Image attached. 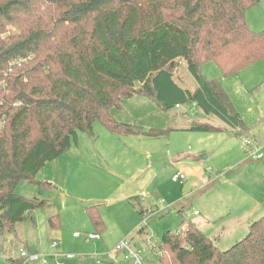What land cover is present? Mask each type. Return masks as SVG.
<instances>
[{
  "label": "trees",
  "instance_id": "1",
  "mask_svg": "<svg viewBox=\"0 0 264 264\" xmlns=\"http://www.w3.org/2000/svg\"><path fill=\"white\" fill-rule=\"evenodd\" d=\"M259 3L0 0L1 233L20 239L18 226L34 219L36 209L54 204L20 195L17 188L27 181L40 191L51 189L37 175L77 145L80 132L93 133L98 122L117 137L215 129L207 123L146 129L117 120L113 110L136 94L154 99L166 112L191 102L243 128L220 79H207L202 66L215 62L227 77L264 59V30L250 29L246 18ZM182 60L198 84L193 90L174 78ZM99 206L86 210L101 234L105 222ZM48 224L58 230L59 214L49 216ZM161 240L160 264H264V214L225 250L186 219L178 231L165 230Z\"/></svg>",
  "mask_w": 264,
  "mask_h": 264
},
{
  "label": "rangeland",
  "instance_id": "2",
  "mask_svg": "<svg viewBox=\"0 0 264 264\" xmlns=\"http://www.w3.org/2000/svg\"><path fill=\"white\" fill-rule=\"evenodd\" d=\"M246 18L250 29L264 30V0L249 8ZM180 62L175 80L184 88L195 89L196 80L186 62ZM202 73L207 79H220L243 128H234L191 102L166 112L150 97L136 94L127 98L122 108L113 110L119 121L135 122L146 129L205 123L215 129H178L161 138L117 137L96 123L93 133L80 132L79 143L37 175V180L51 183V189L40 191L36 183L27 181L18 186V194L54 204L36 209L34 219L29 217L18 226L20 239L0 231V249L7 256H18L27 244L42 253L58 241L63 249L55 250L74 255L60 262L96 264L98 258L110 259L115 246L125 241L141 254L142 264H160L163 232L178 231L184 219L196 224L209 219V226L202 230L210 238L219 235L222 240L217 245L222 250L244 238L249 223L264 214V207L248 213L253 206L264 204V162L248 159L242 146L245 135L264 142V59L227 77L211 61L203 64ZM180 173L185 179L174 181ZM94 198L106 202L99 206L105 227L100 238L88 241L90 233L98 232L86 210L94 203L89 199ZM57 212L60 228L53 230L48 217ZM229 221L232 224L223 228ZM141 228L145 230L139 232ZM74 232L81 238H75ZM120 258L115 264H138L133 257L129 258L135 263ZM0 264L11 263L0 258Z\"/></svg>",
  "mask_w": 264,
  "mask_h": 264
},
{
  "label": "built area",
  "instance_id": "3",
  "mask_svg": "<svg viewBox=\"0 0 264 264\" xmlns=\"http://www.w3.org/2000/svg\"><path fill=\"white\" fill-rule=\"evenodd\" d=\"M179 107L181 106L177 105V108ZM242 146L244 148V151L248 159H254L257 161L264 160V142H260L255 136H251V135L243 136ZM179 179L184 180L185 175L180 173L177 176L173 177L174 181H178ZM194 213L197 214L198 211H195ZM74 236L78 237L80 236V233L75 232ZM100 237L101 234L99 233H90L89 236L87 237V240L97 239ZM58 244H59L58 241H53L51 247L55 249L57 248ZM122 250L128 251L127 257H133L138 264H142L143 258L141 254L132 250L129 247L128 243L125 241H121L115 246L113 250V254L109 260L104 262L102 258H98L96 264H115L116 262H118L116 254ZM66 256L68 258H74V255L72 254L66 255L57 250L56 252H49L48 254H46V253H36L33 250H29L26 247H22L19 250V255L17 256V258L11 261V263L12 264H50L51 259H55L56 261L55 264H65L63 262H60V259ZM0 257L4 259L6 258V254L2 249H0Z\"/></svg>",
  "mask_w": 264,
  "mask_h": 264
},
{
  "label": "crops",
  "instance_id": "4",
  "mask_svg": "<svg viewBox=\"0 0 264 264\" xmlns=\"http://www.w3.org/2000/svg\"><path fill=\"white\" fill-rule=\"evenodd\" d=\"M198 86V85H197ZM197 88V87H196ZM183 107V105L181 106V107H179L178 109H181ZM182 114H185V113H182ZM176 116V115H175ZM63 156V155H62ZM62 156H60V157H62ZM59 157V158H60ZM58 158V159H59ZM58 159H56V160H58ZM55 160V161H56ZM54 161H52V162H50V163H48L43 169H46L47 168V166H49V164H51V163H53ZM58 163V166H59V170L61 169V163H60V161H57ZM262 162V161H261ZM263 162H264V160H263ZM42 169V170H43ZM42 170L40 171V172H42ZM54 174V173H53ZM52 174V175H53ZM45 179H48V180H53L52 178H45ZM89 200H91V201H94V203L93 204H103V203H106V202H104L103 201V199H98V198H94V199H89ZM97 200H99V201H97ZM92 205V204H91ZM90 206V205H89ZM262 207H264V204L263 203H261V204H259V205H255V206H253L251 209H249V211H248V213H254V212H256L259 208H262ZM87 208V207H86ZM58 214H59V212H57ZM195 214V213H194ZM53 215V214H52ZM195 215H198V213L197 214H195ZM228 220H233L234 221V218H229ZM92 222V221H91ZM209 219L206 221V222H204V223H201V222H199L198 224H196L201 230L202 229H204L205 227H208L209 226ZM230 224H232V222L231 221H229L226 225H223V228H225V227H227L228 225H230ZM203 231V230H202ZM75 233V232H74ZM52 234L55 236V237H57V235H56V233H53L52 232ZM122 236H126V235H122ZM122 236H120V237H122ZM75 238H81V235L80 236H78V237H76V236H74ZM212 238H216L217 239V241H219V242H221V238H220V236L219 235H215V236H212ZM85 239H86V236H85ZM87 240V239H86ZM92 240H95V239H92ZM89 241V240H88ZM17 242H21V241H19V240H17ZM27 245V244H26ZM31 248V247H30ZM55 249H58V250H62L63 249V247H61V244L59 243L58 244V246H57V248H55ZM55 249H53L51 246H50V248L49 249H46L45 248V250H48L47 252H42V253H49V252H52V251H56ZM32 250L34 251V248H32ZM57 250V251H58ZM125 250H122V251H120V252H118L117 254H116V256H117V259L119 258V257H121L122 259L124 258H127V259H129L130 260V262H133V260L131 259V258H129V257H127V255H125ZM0 258H2V257H0ZM7 258V259H6ZM6 260L8 261V262H10L11 263V261H13L14 259H16L17 258V256H14V254H10L9 256H7L6 255ZM120 258V259H121ZM2 259H4V258H2ZM103 259V261L105 262V261H107V260H109V259H105V258H102ZM121 259V260H122ZM119 261V260H118ZM133 263H135V262H133ZM12 264V263H11ZM51 264V263H50Z\"/></svg>",
  "mask_w": 264,
  "mask_h": 264
}]
</instances>
